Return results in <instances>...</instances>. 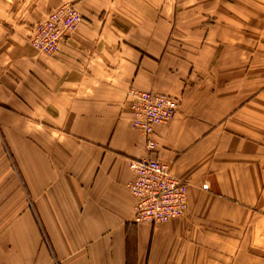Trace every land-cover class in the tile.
I'll return each instance as SVG.
<instances>
[{"label": "crops", "instance_id": "obj_1", "mask_svg": "<svg viewBox=\"0 0 264 264\" xmlns=\"http://www.w3.org/2000/svg\"><path fill=\"white\" fill-rule=\"evenodd\" d=\"M65 3L45 54L30 26ZM131 87L181 100L154 154L189 206L162 223L134 221ZM0 264H264V0H0Z\"/></svg>", "mask_w": 264, "mask_h": 264}, {"label": "built area", "instance_id": "obj_2", "mask_svg": "<svg viewBox=\"0 0 264 264\" xmlns=\"http://www.w3.org/2000/svg\"><path fill=\"white\" fill-rule=\"evenodd\" d=\"M67 6V7H66ZM50 13L37 25L29 41L37 49L54 55L60 42L77 28L81 16L66 5ZM133 126L146 139L149 156L132 160L134 177L128 188L134 197V221L162 223L188 211V181L176 176L170 164L154 154L155 127L168 123L180 110L181 100L167 93L131 87ZM208 188V184H204Z\"/></svg>", "mask_w": 264, "mask_h": 264}, {"label": "rangeland", "instance_id": "obj_3", "mask_svg": "<svg viewBox=\"0 0 264 264\" xmlns=\"http://www.w3.org/2000/svg\"><path fill=\"white\" fill-rule=\"evenodd\" d=\"M66 5H71V6H69V7H74V11L76 12V13H79L80 14V16H81V18H82V15H81V13L79 12V10L74 6V4H72V3H65V4H63V5H61V6H59V7H57V8H54V9H52V10H50L49 12H48V14L44 17V18H42L40 21H38V22H36V23H34V24H32L31 26H30V29H29V34H28V39L30 38V35L33 33V30H35V28L37 27V25L39 24V23H41L42 21H45V19L50 15V13H52L53 11H55V10H57V9H60L61 7H64V6H66ZM67 7V6H66ZM31 43V42H30ZM32 44V43H31ZM34 46V45H33ZM35 47V46H34ZM36 48V47H35ZM37 49V48H36ZM39 50V49H38ZM40 51V50H39ZM42 52V51H41ZM57 53V52H56Z\"/></svg>", "mask_w": 264, "mask_h": 264}]
</instances>
